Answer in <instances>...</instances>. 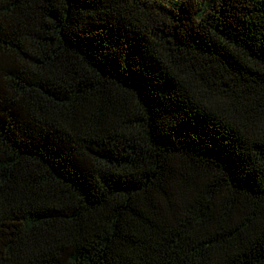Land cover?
Segmentation results:
<instances>
[{
  "label": "trees",
  "instance_id": "16d2710c",
  "mask_svg": "<svg viewBox=\"0 0 264 264\" xmlns=\"http://www.w3.org/2000/svg\"><path fill=\"white\" fill-rule=\"evenodd\" d=\"M0 264H264V0H0Z\"/></svg>",
  "mask_w": 264,
  "mask_h": 264
},
{
  "label": "rangeland",
  "instance_id": "374dc122",
  "mask_svg": "<svg viewBox=\"0 0 264 264\" xmlns=\"http://www.w3.org/2000/svg\"><path fill=\"white\" fill-rule=\"evenodd\" d=\"M161 1L169 3V5L172 6V7H176L180 0H161Z\"/></svg>",
  "mask_w": 264,
  "mask_h": 264
}]
</instances>
